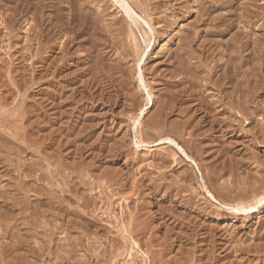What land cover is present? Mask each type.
<instances>
[{
    "label": "rangeland",
    "instance_id": "1",
    "mask_svg": "<svg viewBox=\"0 0 264 264\" xmlns=\"http://www.w3.org/2000/svg\"><path fill=\"white\" fill-rule=\"evenodd\" d=\"M0 136V264H264V0H0Z\"/></svg>",
    "mask_w": 264,
    "mask_h": 264
},
{
    "label": "bare ground",
    "instance_id": "2",
    "mask_svg": "<svg viewBox=\"0 0 264 264\" xmlns=\"http://www.w3.org/2000/svg\"><path fill=\"white\" fill-rule=\"evenodd\" d=\"M130 5V4H129ZM129 5H127V6H129ZM135 6V5H134ZM203 6V5H202ZM130 7H132V6H130ZM148 7V6H147ZM40 8V7H39ZM125 8V7H124ZM133 8V7H132ZM132 8H130V9H128L127 8V13L126 14H128L129 15V12H131V10H132ZM144 9V8H143ZM197 10V9H196ZM85 11V10H84ZM136 11V10H135ZM86 12V11H85ZM196 12V11H195ZM131 13H134L133 11L131 12ZM199 13V12H198ZM127 15V16H128ZM135 15V14H134ZM133 16V15H132ZM136 16L138 17V15L136 14ZM135 16V17H136ZM85 17V16H84ZM135 17L133 16V17H131L130 16V18H134L135 19ZM141 16H139V18H140ZM209 17V16H208ZM86 18V17H85ZM133 19V20H134ZM142 19V18H141ZM228 19V18H227ZM57 20V19H56ZM55 20V21H56ZM229 20V19H228ZM65 21V20H64ZM88 21V20H87ZM135 21V20H134ZM100 22V21H99ZM144 22H146V21H144ZM204 22V21H203ZM227 22V21H226ZM120 23V22H119ZM113 24V23H112ZM146 24H147V22H146ZM61 25V24H60ZM38 26V25H37ZM47 27V26H46ZM56 27V26H55ZM50 28V27H49ZM52 28V27H51ZM77 28V27H76ZM210 28V27H209ZM226 28V27H225ZM112 29H114V28H112ZM219 29H220V27H219ZM224 30V29H223ZM222 30V31H223ZM53 31V30H52ZM217 31V30H216ZM215 31V32H216ZM101 32V31H100ZM40 33V32H39ZM53 33V32H52ZM57 33V32H56ZM115 33V32H114ZM100 34V33H99ZM110 35V34H109ZM41 35H39V37H40ZM185 36V35H184ZM33 37V36H32ZM38 37V36H37ZM145 39V38H144ZM117 40V39H116ZM39 41V40H38ZM44 41V40H43ZM194 41V40H193ZM66 42V41H65ZM104 42V41H103ZM107 42V41H106ZM239 42V41H238ZM38 43V42H37ZM48 43V42H47ZM207 43V42H206ZM240 43V42H239ZM45 44V43H44ZM241 44V43H240ZM43 45V44H42ZM52 46V45H51ZM107 46V45H106ZM39 47V46H38ZM116 47V46H115ZM202 47V46H201ZM205 47V46H204ZM243 47V46H242ZM178 48H180V47H178ZM261 48V47H260ZM109 49V48H108ZM116 49V48H115ZM241 49V48H240ZM239 49V50H240ZM262 49V48H261ZM53 50H54V48H53ZM62 51H63V49H61ZM232 50V49H231ZM107 51V50H106ZM193 51V50H192ZM262 51V50H261ZM211 52V51H210ZM70 54V53H69ZM114 54V53H113ZM228 54V53H227ZM260 55V54H259ZM235 56H237V54L235 55ZM53 57V56H52ZM129 57V56H128ZM234 57V56H233ZM228 58V57H227ZM229 58H231V57H229ZM103 59V58H102ZM232 59V58H231ZM104 60V59H103ZM178 60V59H177ZM227 60V59H226ZM237 60V59H236ZM192 61V60H191ZM229 61V60H228ZM230 61H232V60H230ZM179 62V61H178ZM234 62V61H233ZM237 62V61H236ZM36 63V62H35ZM101 63V62H100ZM106 63V62H105ZM205 63V62H204ZM184 64V63H183ZM182 63H180L179 64V66H177V68H180L181 70L184 68V66H182L183 65ZM219 64V63H218ZM237 64V63H236ZM239 64H240V62H239ZM193 65V64H192ZM206 65V64H205ZM217 64H215V66H216ZM118 66V65H117ZM217 66H219V65H217ZM236 66V65H235ZM235 66H233V67H235ZM229 67H231V66H229ZM228 67V68H229ZM237 67V66H236ZM257 67V66H256ZM123 68V67H122ZM62 69V68H61ZM115 69V68H114ZM108 70V69H107ZM189 70V69H188ZM231 70H233L232 68H231ZM235 70H237V69H235ZM234 70V71H235ZM114 71V70H113ZM185 72L187 71V68H186V70H184ZM238 71L239 70H237V73H238ZM243 71V70H242ZM84 72V71H83ZM110 72V71H109ZM171 72V71H170ZM184 72V73H185ZM201 72V71H200ZM236 72V71H235ZM234 72V73H235ZM123 73V72H122ZM186 73H189V75H190V73L191 72H186ZM234 73H232L231 75H229V76H225V79H227L226 80V82H225V84L224 83H222V80H221V83L219 84V85H216V84H214L213 86H215L216 87V89H217V93H222V91L223 90H225V88H223V86L224 85H226L227 87L226 88H231L232 90H230V91H225V93H223V95L221 96V99H219V100H216L215 102H219V104H221V106H222V104H223V106L225 107H228V106H231L233 103H234V101L236 102L237 101V103L239 102V104H237V105H239L240 107H241V115L244 117L245 115H244V113H247V96H246V94H245V91H247L246 90V86H247V83H246V85L245 84H243L244 83V81H243V83H242V85L240 86V87H237V89H235L236 88V86H235V88H233L232 86L234 85V79H235V74ZM259 73V72H258ZM115 74V73H114ZM176 74V73H175ZM203 74V73H202ZM185 75H187V74H185ZM194 74H192L191 73V77H190V81L191 82H193V84L195 83V84H197V82H195L196 81V78L198 79V77L196 76H193ZM169 76V75H168ZM179 76V75H178ZM177 76V77H178ZM209 76H210V74H209ZM219 77V76H218ZM87 78V77H86ZM204 78V77H203ZM82 79V78H81ZM173 79V78H172ZM219 79V78H218ZM215 80V79H214ZM82 81V80H81ZM175 81V80H174ZM213 81V80H212ZM220 82V81H219ZM219 82H217V83H219ZM237 82V81H236ZM235 82V83H236ZM97 83V82H96ZM198 83H199V81H198ZM206 83V82H205ZM240 83V82H239ZM238 83V84H239ZM184 84V83H183ZM189 84V83H188ZM237 84V85H238ZM256 84H257V82H256ZM236 85V84H235ZM185 86V85H184ZM243 87V88H242ZM250 87V86H249ZM256 87V86H255ZM254 87V88H255ZM17 88V87H16ZM74 88V87H73ZM172 88V87H171ZM187 88V87H186ZM184 90V89H183ZM255 90H256V88H255ZM9 91V90H8ZM175 92V91H174ZM186 92V91H185ZM247 93V92H246ZM183 94V93H182ZM90 95V94H89ZM72 96V95H71ZM189 96V95H188ZM151 97V96H150ZM211 97V96H210ZM236 97H237V100H235L236 99ZM126 98V97H125ZM195 98V97H194ZM257 98V97H256ZM253 99V98H252ZM150 100V99H149ZM175 100V99H174ZM200 100V99H199ZM212 100V99H211ZM33 101V100H32ZM171 101V100H170ZM174 102V101H173ZM194 102V101H193ZM160 103V102H159ZM165 103V102H164ZM212 103V102H211ZM125 104V103H124ZM209 104V103H208ZM206 105V104H205ZM263 105V104H262ZM169 106V105H168ZM207 106V108H208V106H210V105H206ZM53 107V106H52ZM129 107V106H128ZM170 107V106H169ZM18 109V108H17ZM159 109V108H158ZM164 109V108H163ZM228 109V108H227ZM166 110V109H165ZM236 110V109H235ZM178 111H180V110H178ZM9 112V111H8ZM11 112V111H10ZM238 112V111H237ZM254 112V111H253ZM253 112H251L252 114H253ZM163 113V112H162ZM179 113V112H178ZM196 113V112H195ZM226 113V112H225ZM21 114H22V112H21ZM182 114V113H181ZM133 115V114H132ZM155 115V114H154ZM184 115V114H183ZM225 115V114H224ZM13 116V115H12ZM157 116H159V115H157ZM164 116V115H163ZM227 116V115H226ZM59 117V116H58ZM217 117V116H216ZM5 118V117H4ZM12 118V117H11ZM185 118V117H184ZM194 118V117H193ZM211 118V117H210ZM214 118V117H213ZM230 118V117H229ZM262 118V117H261ZM183 119V118H182ZM199 119V118H198ZM240 119V118H239ZM253 119V118H252ZM6 120V119H5ZM137 120V119H136ZM163 120V119H162ZM217 120V119H216ZM220 120V119H219ZM223 120H225V119H223ZM12 121V120H11ZM14 121H15V119H14ZM13 121V122H14ZM21 121V120H20ZM138 121V120H137ZM152 121V120H151ZM210 122L211 121H214V120H209ZM208 121V122H209ZM256 121V120H255ZM2 122V121H1ZM9 122V121H8ZM141 122V121H140ZM157 122V121H156ZM4 123V122H3ZM186 123V122H185ZM238 123V122H237ZM18 124V123H17ZM173 124V123H172ZM177 124V123H176ZM178 124H179V122H178ZM218 124V123H217ZM232 124V123H231ZM159 125V124H158ZM169 125V124H168ZM180 125V124H179ZM235 125V124H234ZM7 126H9V125H7ZM141 126V125H140ZM166 126V125H165ZM176 126H178V125H176ZM194 125H192V127H193ZM197 126V125H196ZM174 127V126H173ZM183 127V126H182ZM198 127V126H197ZM229 127V126H228ZM233 127V126H232ZM7 128V127H6ZM15 128V127H14ZM155 128V127H154ZM175 128H178V127H175ZM257 128V127H256ZM204 129V128H203ZM202 129V130H203ZM255 129V128H254ZM16 130H18V129H16ZM195 130V129H194ZM19 131V130H18ZM186 131V130H185ZM256 131V130H255ZM241 132V131H240ZM2 133V132H1ZM204 133H205V131H204ZM211 133V132H210ZM253 133V132H252ZM256 133V132H255ZM19 134V133H18ZM28 134V133H27ZM163 135V134H162ZM174 135V134H173ZM139 136V135H138ZM142 136V135H141ZM158 136V135H157ZM182 136V135H181ZM193 136V135H192ZM1 137V136H0ZM6 137H7V135H6ZM39 137V136H38ZM144 137V136H143ZM174 137V136H173ZM183 137V136H182ZM31 138V137H30ZM44 138V137H43ZM140 138V137H139ZM66 139V138H65ZM262 139V138H261ZM140 140V139H139ZM161 140H163V141H168V142H174L175 143V141L171 138V137H169V136H165L164 138H161ZM1 141V140H0ZM14 141V140H13ZM39 141V140H38ZM66 141V140H65ZM141 141V140H140ZM139 141V142H140ZM3 142V141H2ZM40 142V141H39ZM68 142V141H67ZM188 142V141H187ZM260 142V141H259ZM261 142H262V140H261ZM21 143V142H20ZM213 143V142H212ZM253 143V142H252ZM13 144V143H12ZM187 144V143H186ZM188 146V145H187ZM16 147V146H15ZM180 147V146H179ZM33 148V147H32ZM181 148V147H180ZM22 149V148H21ZM38 149V148H37ZM21 151V150H20ZM31 151V150H30ZM33 151V150H32ZM182 151H184L183 149H182ZM226 151V150H225ZM23 152V151H22ZM53 152V151H52ZM185 152V151H184ZM5 153V152H4ZM3 153V154H4ZM9 154V153H8ZM13 154V153H12ZM185 154V153H184ZM24 155V154H23ZM55 155H56V153H55ZM207 155V154H206ZM257 155V154H256ZM50 156V155H49ZM188 156V155H187ZM231 156V155H230ZM234 156V155H233ZM7 157V156H6ZM16 157V156H15ZM40 157V156H39ZM170 157V156H169ZM23 158H25V157H23ZM37 158V157H36ZM233 159V158H232ZM237 159V158H236ZM247 159H249V158H247ZM221 160V159H220ZM250 160V159H249ZM248 160V161H249ZM34 161V160H33ZM46 161V160H45ZM251 161V160H250ZM5 162H7V161H5ZM21 162V161H20ZM24 162V161H23ZM35 162V161H34ZM221 162H222V160H221ZM226 162V161H225ZM235 162H237V161H235ZM30 163V165L28 164L27 165V171H28V173H30L31 175L32 174H35L36 175V173H38L37 171L38 170H40V172H41V170H43L42 168H43V165L41 166V168H39L38 167V165H40V164H31V162H29ZM48 164V163H47ZM221 164V163H220ZM37 167H36V166ZM239 165V164H238ZM17 166V165H16ZM21 166H23V164L21 165ZM20 166V167H21ZM24 166H25V164H24ZM222 166V165H221ZM15 166H13V168H14ZM18 167H19V164H18V166H17V171L19 170L18 169ZM51 167V166H50ZM254 167V166H253ZM263 167V166H262ZM25 168V167H24ZM23 167H22V171L20 172V173H23L24 171H25V169H24ZM45 168V167H44ZM216 168V167H215ZM235 168V167H234ZM23 169H24V171H23ZM47 169V168H46ZM52 169V168H51ZM54 169V168H53ZM247 169V168H246ZM21 170V169H20ZM55 170V169H54ZM218 170V169H217ZM220 170V169H219ZM44 171V170H43ZM162 171V170H161ZM212 171V170H211ZM243 171V170H242ZM19 172V171H18ZM17 172V173H18ZM39 172V173H40ZM50 172V171H49ZM237 172V171H236ZM5 173V172H4ZM16 173V174H17ZM220 173V172H219ZM246 173V172H245ZM256 173V172H255ZM50 174V173H49ZM55 174V173H54ZM164 174V173H163ZM211 174V173H210ZM252 174V173H251ZM8 175V174H7ZM18 175V174H17ZM38 175V174H37ZM44 175H46L45 173H40L39 175H38V177H36V178H38V179H41V178H45L44 177ZM207 175V174H206ZM238 175V174H237ZM20 176V175H19ZM29 176V175H28ZM47 177L49 176V175H46ZM51 176V175H50ZM66 176V175H65ZM210 176V175H209ZM233 176V175H232ZM235 176V175H234ZM230 177V176H229ZM12 178V177H11ZM29 178V177H28ZM49 178V177H48ZM64 178V177H63ZM19 179V178H18ZM37 179V180H38ZM47 179V178H46ZM51 179V178H50ZM56 179V178H55ZM60 179V178H59ZM68 179V178H67ZM35 180V179H34ZM43 180V179H42ZM186 180H187V178H186ZM222 180V179H221ZM226 180V179H225ZM9 181V180H8ZM33 181V180H32ZM48 181V180H47ZM51 181V180H50ZM49 181V182H50ZM4 182V181H3ZM30 182V181H29ZM212 182H213V180H212ZM228 182V181H227ZM26 183V182H25ZM34 183V182H33ZM32 183V184H33ZM43 183V182H42ZM53 183V182H52ZM55 183V182H54ZM67 183V182H66ZM70 183V182H69ZM17 184V183H16ZM23 184H24V181H23ZM37 184V183H36ZM134 184V183H133ZM145 184V183H144ZM157 184V183H156ZM238 184V183H237ZM251 184V183H250ZM9 185V184H8ZM26 185V184H25ZM68 185V184H67ZM78 185V184H77ZM245 185V184H244ZM258 185V184H257ZM256 184H255V187L257 186ZM262 185H263V183H262ZM23 186V185H22ZM73 186V185H72ZM227 186V185H226ZM264 186V185H263ZM1 187V186H0ZM42 187V186H41ZM41 187H39V185H37V188L39 189V191L41 192V194H43V193H46L45 194V196H48L47 194H49V195H51V193L52 192H50V191H48V188H41ZM218 187V186H217ZM216 187V188H217ZM5 188V187H4ZM22 188V187H21ZM50 188V187H49ZM147 188V187H146ZM220 188V187H219ZM243 188V187H242ZM1 189V188H0ZM36 189V188H35ZM45 191H43V190ZM67 189V188H66ZM74 189V188H73ZM259 189V188H258ZM8 190V189H7ZM246 190V189H245ZM259 190H261L260 192H259ZM258 191L256 190V195H255V193H253L252 195L250 194V195H248L246 192V194H242V195H240V196H242L243 197V199L245 198L246 199V195H248L247 197H249L248 198V201H247V199L244 201L243 199H241V197H240V199L241 200H238L237 202H235V203H227L226 202V204H228V208L229 207H231L232 209L234 208V209H237V210H244V211H250V210H253L254 208H258V205H260V204H262L263 202H264V189L262 190V189H259ZM34 191H36V190H34ZM38 191V192H39ZM43 191V192H42ZM68 191H69V189H68ZM67 191V192H68ZM73 191V190H72ZM72 191H70V192H72ZM132 191V190H131ZM141 191V190H140ZM139 191V192H140ZM238 191V190H237ZM253 191H254V189H253ZM16 192V191H15ZM22 192V191H21ZM37 192V193H38ZM62 192V191H61ZM69 192V193H70ZM222 192H224L223 190H222ZM235 192V191H234ZM233 192V193H234ZM250 192V191H249ZM2 193V192H1ZM54 193V192H53ZM130 193V192H129ZM232 193V192H231ZM241 193V192H240ZM244 193V192H243ZM15 194V193H14ZM12 195V194H11ZM55 195V194H54ZM62 195V194H61ZM210 196H212L213 197V195H211L210 194ZM4 197V196H3ZM9 197H11V196H9ZM19 197V196H18ZM58 197V196H57ZM69 197V196H68ZM67 197V198H68ZM54 198V197H53ZM52 198V196H51V198L49 197V198H45L46 199V201H48V203L49 204H51L52 205V203H55V202H53V199ZM214 198V197H213ZM18 199V198H17ZM59 199H60V197H59ZM126 199V198H125ZM223 199V198H222ZM231 199H233V198H231ZM250 199V200H249ZM12 200V199H11ZM221 200V199H220ZM229 200V199H228ZM31 201V200H30ZM39 201H44L43 199H39ZM59 201V200H58ZM60 201H61V199H60ZM68 201V200H67ZM223 201V200H222ZM17 202V201H16ZM20 202V201H19ZM22 202V201H21ZM61 203H63V201L61 202ZM223 203H224V201H223ZM26 204V203H25ZM2 205V204H1ZM16 205V204H15ZM24 205V204H23ZM60 205V204H59ZM58 205V206H59ZM128 205V204H127ZM138 205V204H137ZM224 205V204H223ZM57 206V207H58ZM81 206V205H80ZM225 206V205H224ZM227 206V205H226ZM48 207V206H47ZM55 207V206H54ZM53 207V208H54ZM4 208V207H3ZM52 208V209H53ZM67 208V207H66ZM2 209V208H1ZM5 209V208H4ZM24 209H25V206H24ZM43 209V208H42ZM230 209V208H229ZM231 209V210H232ZM66 210V209H65ZM72 210V209H71ZM256 210V209H255ZM57 211V210H56ZM64 211V210H63ZM62 211V212H63ZM67 211V210H66ZM113 211V210H112ZM5 212V211H4ZM79 212V211H78ZM160 212V211H159ZM241 212V211H240ZM2 213V212H1ZM7 213V212H6ZM31 213V212H30ZM35 213V212H34ZM38 213V212H37ZM84 213V212H83ZM252 213V212H251ZM23 214V213H22ZM88 214V213H87ZM92 214V213H91ZM103 214V213H102ZM161 214V213H160ZM38 215V214H37ZM78 215V214H77ZM14 216V215H13ZM15 217V216H14ZM43 217V216H42ZM41 217V218H42ZM78 217V216H77ZM35 218V217H34ZM73 218V217H72ZM79 218V217H78ZM81 218H82V216H81ZM125 218V217H124ZM2 219V218H1ZM5 219H7V218H5ZM23 219V218H22ZM21 219V220H22ZM37 219V218H36ZM163 219V218H162ZM4 220V219H3ZM19 220V219H18ZM17 220V221H18ZM26 220V219H25ZM44 220V219H43ZM53 220V219H52ZM54 220H55V218H54ZM68 220H71V219H68ZM38 221V220H37ZM36 221V222H37ZM42 221V220H41ZM47 221V220H46ZM2 222H4L5 223V221H2ZM8 222V221H7ZM10 223H11V221H9ZM22 222V221H21ZM44 222V221H43ZM42 222V223H43ZM84 222V221H83ZM27 223V222H26ZM76 223V222H75ZM48 224V223H47ZM60 224V223H59ZM2 225H4V224H2ZM22 225V224H21ZM46 225V224H45ZM61 225V224H60ZM59 225V226H60ZM73 225V224H72ZM189 225V224H188ZM7 226V225H6ZM5 226V227H6ZM45 227V226H44ZM70 227V226H69ZM39 228V227H38ZM37 228V229H38ZM42 228V227H41ZM209 228V227H208ZM54 229V228H53ZM85 229V228H84ZM6 231V230H5ZM19 231V230H18ZM101 232V231H100ZM264 233V232H263ZM27 234V233H26ZM34 234V233H33ZM49 235V234H48ZM210 235V234H209ZM234 235V234H233ZM1 236V235H0ZM17 236V235H16ZM88 236V235H87ZM230 236V235H229ZM68 237V236H67ZM79 237V236H78ZM137 237V236H136ZM5 238V237H4ZM3 238V239H4ZM15 238V237H14ZM32 238V237H31ZM89 238V237H88ZM104 238V237H103ZM42 239V238H41ZM49 239V238H48ZM64 239V238H63ZM93 239V238H92ZM28 240V239H27ZM109 240V239H108ZM8 241V240H7ZM133 241V245H137V242L136 241H134V240H132ZM76 242V241H75ZM57 243V242H56ZM68 243V242H67ZM111 244V243H110ZM244 244V243H243ZM252 244V243H251ZM257 244V243H256ZM4 245V244H3ZM10 245V244H9ZM19 245V244H18ZM63 245V244H62ZM132 245V244H131ZM139 245V244H138ZM138 245H137V247H138ZM93 246V245H92ZM59 248V247H58ZM10 249V248H9ZM38 249V248H37ZM40 249V248H39ZM133 249V248H132ZM131 249V250H132ZM130 250V249H129ZM143 250V249H142ZM237 250V249H236ZM264 250V249H263ZM97 251V250H96ZM144 251V250H143ZM66 253V252H65ZM143 254V253H142ZM15 255V254H14ZM20 255V254H19ZM26 255V254H25ZM63 255V254H62ZM113 255V254H112ZM130 255V254H129ZM61 256V255H60ZM146 256V255H145ZM28 258V257H27ZM38 258V257H37ZM20 259V258H19ZM25 259V258H24ZM145 259V258H144ZM208 259V258H207ZM210 259V258H209ZM206 261V260H205ZM210 261V260H209ZM112 262V261H111ZM242 262V261H241ZM207 264V263H206Z\"/></svg>",
    "mask_w": 264,
    "mask_h": 264
}]
</instances>
